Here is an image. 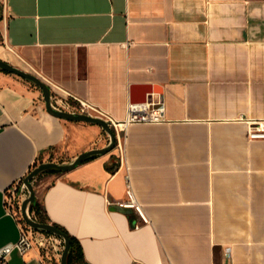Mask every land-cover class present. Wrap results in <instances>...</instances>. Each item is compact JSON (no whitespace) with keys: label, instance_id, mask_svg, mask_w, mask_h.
I'll return each instance as SVG.
<instances>
[{"label":"crops","instance_id":"obj_1","mask_svg":"<svg viewBox=\"0 0 264 264\" xmlns=\"http://www.w3.org/2000/svg\"><path fill=\"white\" fill-rule=\"evenodd\" d=\"M3 4L0 58L39 76L52 96L121 121L150 85L166 118L118 127L123 151L116 143L33 178L39 216L81 253L70 264H264V139L250 140L240 120L264 118V0ZM109 141L100 125L50 114L40 87L0 69V247L23 223L4 205L15 180ZM128 177L148 223L116 204ZM7 264L60 258L35 246L13 250Z\"/></svg>","mask_w":264,"mask_h":264},{"label":"built area","instance_id":"obj_2","mask_svg":"<svg viewBox=\"0 0 264 264\" xmlns=\"http://www.w3.org/2000/svg\"><path fill=\"white\" fill-rule=\"evenodd\" d=\"M75 102H71L68 97L63 95H51L53 107L64 109L72 112L86 113L93 116H99L110 122L111 126L116 130H126L128 125L132 123H157L166 121L163 114V108L158 105V101L153 98L145 101H130L127 105L126 115L121 121H116L97 105L84 99L73 96ZM247 125V134L250 140L264 139V118H245L240 117ZM123 151V146L118 140L116 142ZM25 177H21L13 182L7 189L4 197L5 209L8 213L19 216L23 221L20 224V234L16 241L7 243L0 247V264H7L13 250H17L24 255L30 249L37 246L44 252L53 256L61 257L64 248V239L52 232L35 229L28 225L22 217L21 206L17 204V200L28 197L29 191L27 184L24 182ZM119 207L132 208L138 214L142 223H148L149 218L144 211L143 205L138 200L132 187L129 177L127 178L126 196L124 199L116 201ZM18 210V213L16 212ZM29 216L36 219L28 210ZM141 223L137 222L135 227H140Z\"/></svg>","mask_w":264,"mask_h":264},{"label":"water","instance_id":"obj_3","mask_svg":"<svg viewBox=\"0 0 264 264\" xmlns=\"http://www.w3.org/2000/svg\"><path fill=\"white\" fill-rule=\"evenodd\" d=\"M0 69L15 73L35 83L38 87H40L43 93L44 100H45L46 110L50 114L57 116L59 118L67 119V120L84 121V122H89V123L100 125L110 136L109 143L104 147L93 148V149L81 152L75 157L74 160L67 162V163H58L56 161L41 162L37 166H35L33 169H31V171H29V173L24 178V182L27 184V187H28L29 195L28 197L24 198L21 203L22 217L25 220V222L31 227L35 229H40V230H45V231L55 233L64 239V248L61 252L60 264H67V257H68V253L71 247L69 235L53 223L39 221L29 216V213H28L29 204L36 201V193L34 190L33 178L37 176L39 173H41L42 171L50 169V168H55L60 171L70 170L91 156L109 152L116 145V129L111 126L109 121H107L106 119L102 117L93 116V115H89L86 113L72 112V111H68L64 109H57L53 107V104L51 101V88L43 79H41L36 74L25 71L19 68L18 66H15L2 58H0ZM143 89H144V98L134 99L132 97L130 100L131 101H139V100L145 101L147 99H151L152 92L156 90L154 86H150V85L144 86Z\"/></svg>","mask_w":264,"mask_h":264},{"label":"trees","instance_id":"obj_4","mask_svg":"<svg viewBox=\"0 0 264 264\" xmlns=\"http://www.w3.org/2000/svg\"><path fill=\"white\" fill-rule=\"evenodd\" d=\"M91 157H93V156H91ZM47 171H60V170L55 169V168H50V169H47ZM36 204H37V200L29 205V210L34 213L33 215L36 217L37 220H39V221H45L46 222V219H44V218H42V217L39 216L40 212L42 211L41 210L42 208H40V206H37ZM56 226L59 227L60 229H62L64 232H66L62 227H60L58 225H56ZM69 238H70V242H71V247H70V251L68 253V257H67V264H70L71 263L72 258L74 257L75 254L78 257L81 256L80 251L78 250V252H77V247L75 245V242H74L73 238L70 235H69Z\"/></svg>","mask_w":264,"mask_h":264},{"label":"rangeland","instance_id":"obj_5","mask_svg":"<svg viewBox=\"0 0 264 264\" xmlns=\"http://www.w3.org/2000/svg\"><path fill=\"white\" fill-rule=\"evenodd\" d=\"M3 7H4V4H3V0H0V17H1V12H2V10H3ZM2 41V35H1V33H0V42ZM30 72V71H29ZM39 163H41V162H37V165L39 164ZM36 165V166H37ZM41 179H40V176L39 177H37V178H35L34 180H33V185H34V190L36 191V189L37 188H40L41 186H39V184L41 183V181H40ZM35 187H37V188H35ZM29 193V192H28ZM29 212L31 213V214H33L30 210H29Z\"/></svg>","mask_w":264,"mask_h":264}]
</instances>
